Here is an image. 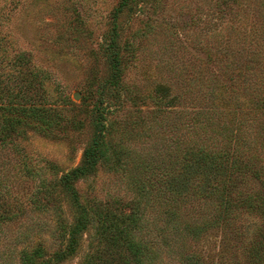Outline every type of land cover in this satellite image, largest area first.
Listing matches in <instances>:
<instances>
[{"label":"rangeland","instance_id":"374dc122","mask_svg":"<svg viewBox=\"0 0 264 264\" xmlns=\"http://www.w3.org/2000/svg\"><path fill=\"white\" fill-rule=\"evenodd\" d=\"M118 2L0 0V190H9L3 197L18 216L0 231V264H16V251L34 240L48 253L61 244L55 220L69 222L71 208L58 189L45 193L43 185H54L81 160L91 135L82 101L88 93L98 96L94 76L108 74L102 46ZM116 24L120 44L128 47L122 102L111 103L107 119L113 139L141 159L129 170L146 187L140 212L147 227L139 235L159 249L155 264H189L185 256L198 264H264L250 259L252 243L239 235L235 215L246 218L250 242L254 234L257 240L264 201V0H141ZM157 84L171 85L183 99L164 107L153 95ZM31 107L53 110L52 128L10 129L7 121ZM199 120L229 127L237 160L233 203L245 202L250 211L235 207L230 223L193 236L203 203L189 194L173 202L168 179L181 168L184 142ZM139 185L123 171L99 167L75 188L82 203L107 202L115 212H129ZM170 208L183 214L173 224L162 215ZM97 248L103 245L91 227L64 264H81Z\"/></svg>","mask_w":264,"mask_h":264},{"label":"trees","instance_id":"16d2710c","mask_svg":"<svg viewBox=\"0 0 264 264\" xmlns=\"http://www.w3.org/2000/svg\"><path fill=\"white\" fill-rule=\"evenodd\" d=\"M138 1L141 0H119L113 16L115 24L109 32V36L103 41L102 49L108 74L100 80L94 76L98 96L95 97L94 92L88 93L82 101V105L89 108L87 115L91 135L83 148L80 162L61 176L54 185H43L45 193L58 189L71 208L69 222L61 223L55 220L57 224L55 230L62 245L59 244L56 250L48 253L39 240L25 243L16 251V264H64L77 254L83 234L91 227L95 235L99 237L103 249L97 248L95 253L86 255L81 264H155L156 258L159 256V249L155 248L156 244L154 248L150 247L148 240L139 235L146 231L147 227V223L144 221L145 215L140 212L142 200L147 197V193L140 178L138 176L131 177L132 171L129 169L136 167L137 164L140 165L141 159H134L135 156H132L126 149L124 143L113 139L114 126L107 119L112 107L111 103L120 105L122 102L120 90H122L121 79L125 66L122 50L128 47L123 48L120 44V29L116 22L122 14L130 13ZM35 77L40 79L41 76L36 75ZM29 85L32 84L29 83ZM153 95L158 103L162 102L164 107H174L179 100L183 99L180 94L174 92L169 84H157ZM51 111L53 112L46 108H27L21 111L20 119L14 118V120L7 121V124L9 123L10 129L22 125L30 129L34 128L39 132H46L56 122L52 117L54 115L50 114ZM199 121L197 122L199 130L192 137L188 138L187 135V140L184 142L181 168L171 174L168 179V191L171 193L173 202H178L179 199L182 200L189 194L203 203V213L195 221L196 225L190 227L194 230L193 236L220 224L224 226L230 223L228 222L231 219L229 215H232L235 207L242 205L248 210V213L250 211L249 205L244 204L245 202L235 206L233 203L235 188L232 174L237 160L233 156L231 142L233 136L228 137L230 135L229 127L218 126L207 122V120ZM141 132L145 135L147 129L144 128ZM99 167L107 168L113 172L123 171L124 174L130 176L133 183L140 184L138 197L131 203L133 207L129 212L123 208H119L115 212L112 205L107 202L105 204L81 202L75 183L93 176ZM1 185L2 180H0ZM3 194L7 196L9 190L4 192L0 190V231L5 225L18 219V216L8 206L9 202L6 201ZM29 202L31 205L35 204V208L38 207L32 198ZM174 205L170 204V207H174ZM258 207L261 211L260 221L254 227L255 233L257 232V240H254V234L250 242L248 234L251 235L252 232L249 233L248 226L244 225V222L247 221L246 218L241 217L236 211L235 215H237L238 227L243 230L239 232V235L246 243H252L249 250L250 259L260 263L264 261V242H262L264 237V201L263 205ZM162 215L169 219V224H173L181 219L180 216L183 214L178 208H170ZM259 230L260 232H258ZM183 260L189 264H198V259L193 256H185Z\"/></svg>","mask_w":264,"mask_h":264},{"label":"water","instance_id":"95a60500","mask_svg":"<svg viewBox=\"0 0 264 264\" xmlns=\"http://www.w3.org/2000/svg\"><path fill=\"white\" fill-rule=\"evenodd\" d=\"M79 96H80L79 93H75V94L73 95V98H74V99H77V98H79Z\"/></svg>","mask_w":264,"mask_h":264}]
</instances>
